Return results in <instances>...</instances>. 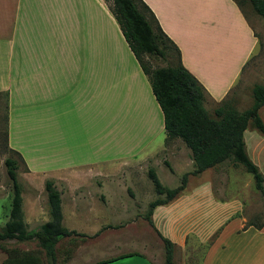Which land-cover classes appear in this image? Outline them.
I'll return each instance as SVG.
<instances>
[{
	"label": "crops",
	"instance_id": "crops-1",
	"mask_svg": "<svg viewBox=\"0 0 264 264\" xmlns=\"http://www.w3.org/2000/svg\"><path fill=\"white\" fill-rule=\"evenodd\" d=\"M143 2L209 99L223 101L259 45L242 8L235 0ZM0 95L8 104V146L23 159L28 185L45 192L46 182L54 183L61 192L63 224L78 225L70 230L93 237L94 244L83 249L85 257L100 246L103 235V244L116 237L139 246L133 229L137 214L116 229L130 227L125 231L129 237L105 234L102 229L108 226L102 223L120 222L129 215L126 208L142 206V180L151 165L164 162L163 151L173 174L175 162L193 169L190 149L180 139L167 143L150 80L107 0H0ZM250 129L244 141L252 160L255 147L246 138ZM213 172L191 179L171 202L156 207L155 229L175 249H182L188 234L206 243L196 264H264V227L246 228L238 209H232L235 199L216 196ZM188 222L201 230H180L179 223ZM86 264L154 263L133 248Z\"/></svg>",
	"mask_w": 264,
	"mask_h": 264
},
{
	"label": "trees",
	"instance_id": "trees-1",
	"mask_svg": "<svg viewBox=\"0 0 264 264\" xmlns=\"http://www.w3.org/2000/svg\"><path fill=\"white\" fill-rule=\"evenodd\" d=\"M110 1V10L143 72L149 78L153 94L163 112L167 143L172 139H180L190 149L194 161L193 172L184 174L180 185L173 189L163 185L156 171L149 168L147 175L153 182L157 198L149 203L144 219L154 227V209L168 204L185 190L190 175L200 176L206 170L228 162L242 166L246 173L252 175L255 189L264 197V174L250 159L244 141V132L248 128L256 129L264 136V121L260 115V110L264 107V85L254 86V102L249 109L239 112L230 101H222L215 111L216 117H211L204 107L207 95L205 88L181 64L179 49L164 33L155 15L143 0ZM235 1L241 7V2ZM249 2L255 13L264 19V0ZM168 44L176 52L177 64L152 68L149 61L165 58ZM5 106L7 112V101ZM7 118L6 113V128ZM5 135L7 139V132ZM11 152L17 157L6 158L5 166L12 182L13 196L9 218L0 228V241H36L40 249H9L3 264H46L43 257L47 264H56V247L62 239L72 236L84 238L87 235L63 225L61 192L51 181L45 184L51 219L36 230L28 229L23 212L22 187L18 181L20 161L23 160L19 153L13 150ZM165 164L173 172L171 164L168 161H165ZM251 226L262 229L264 223L249 222L246 228ZM158 234L166 250L164 264H174L175 245L159 232Z\"/></svg>",
	"mask_w": 264,
	"mask_h": 264
},
{
	"label": "rangeland",
	"instance_id": "rangeland-1",
	"mask_svg": "<svg viewBox=\"0 0 264 264\" xmlns=\"http://www.w3.org/2000/svg\"><path fill=\"white\" fill-rule=\"evenodd\" d=\"M237 1L241 2V8L243 12L245 13L251 26L255 29L257 36L259 37V45L257 46V49L254 51L249 61L245 65L239 82L223 100L230 101V103L235 109H237L239 112H243L253 105L254 86L257 84L264 85V19H262L255 13L249 0ZM107 2L109 4L111 3L110 0H107ZM166 53L167 55L165 58H157L150 60L149 63L151 67L157 68L166 67L168 65H176L177 55L175 50L169 44ZM147 60L148 59H145V61ZM5 104L6 101L4 100V97L0 96V228L5 225L9 218L11 201L13 196L12 182L7 174L5 160L9 156L17 157L11 152L12 149L9 148L5 135L7 132L5 120ZM221 104L222 101L219 103L213 102L206 95L204 107L206 108L207 112L211 117H216L215 111L217 108H219V106H221ZM260 115L264 120V107L260 110ZM104 127L105 126L103 125V128ZM246 138L249 143V146L255 147L256 158H254L255 156H252L254 159L252 160L258 165L260 171L264 174V137L256 130L250 129V131L246 134ZM163 141L164 139L160 137V142ZM166 154L167 151H163V153H161L160 155V158L164 161L163 163H159L158 165H151V168L157 171V173L159 174V179L164 181L166 183L165 185H167L168 188L173 189L180 185L181 179L184 174L193 172L194 166L193 169L190 170L189 168L191 166L188 165L186 168L185 165L181 166L175 162L174 167L176 168V171L173 174L171 170L169 171L170 168L165 164V161H168L164 159V157H166ZM172 166L173 165H171V167ZM187 169L188 172L186 173L185 171H187ZM201 176L202 175H190L187 184L189 185L191 183V179H199L201 178ZM28 178L29 177L27 175V168L25 167L24 162L20 161L18 181L22 187V191L23 189L25 190L23 194L24 218L25 222L28 225V229L36 230L41 224L51 219L50 206L48 204L46 190L44 192L34 189L32 186L28 185ZM213 178L216 196L219 199H235L233 202L235 206L232 207V209H238L236 215L238 216V218L245 219L244 222L246 226L249 222L256 224L264 223V197H262V195L255 189L252 175L246 173L242 166L234 165L229 162L222 164L221 166L214 168ZM141 187L143 192L139 194L142 206L138 205L137 207L130 206V208H126V211L129 212V215L125 218H120V222L116 221L118 220L116 218H114L115 220L111 219L112 216L110 215L108 218L109 220L111 219L109 223H102L103 227L111 226V228L106 227L102 229L105 231V234L112 235L113 233L114 235L115 232H118V234H122V236L125 235L126 237H129L127 236L125 231L128 232L130 227L122 229L120 231H117L116 229L126 227V224L130 223L131 219L134 217L132 215L137 214L135 220L137 221V228L133 227V229H135L134 234L135 238L137 237V245L139 243V246H132L131 241L126 238L121 239L116 237H114L109 243L103 244V235L102 239L99 242L100 246H96L95 252H92L93 254H89V256L85 257L86 254L83 249L88 245L94 244V240L92 239L93 237L83 238L79 236H72L64 238L58 243L56 247V264H86L87 262H89V259H94L97 257H107L111 256L116 251H126L128 249L131 250L133 248H140L141 250H143L149 257V259L153 261L154 264H164L166 253L164 243L156 229H154L155 226H150L149 223L144 219V215L147 212L149 203L157 198V194L154 190L153 182L148 177H144V179L142 180ZM103 210L108 211L112 210V208L104 207ZM64 211L67 213V207L64 208ZM119 211H121V208H119ZM107 217L108 216H106V219ZM139 217L142 218L143 221L138 220ZM63 225H65V227H67L68 229H71L72 227H78V225L70 224L69 222H65V224ZM239 225H241V221L233 223L230 226L231 228L227 230V236L228 233H231L230 230H233ZM179 226L180 230H182V228L184 229L190 227L192 231H195L196 226L198 230H201L198 224H193L191 222H188L187 224L179 223ZM203 229L204 227H202V230ZM225 241L228 243L231 242V240L227 238H225ZM142 243L143 249L140 247ZM205 247L206 243L188 234L185 239V243L182 246V249H175L174 264H196L197 262H199ZM9 249L28 251L39 250L40 248L36 241H0V264H3V261L7 257V251ZM43 259L47 264L48 262L45 257H43Z\"/></svg>",
	"mask_w": 264,
	"mask_h": 264
}]
</instances>
